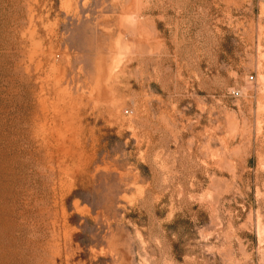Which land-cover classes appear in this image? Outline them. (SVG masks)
I'll return each mask as SVG.
<instances>
[{"label":"rangeland","instance_id":"1","mask_svg":"<svg viewBox=\"0 0 264 264\" xmlns=\"http://www.w3.org/2000/svg\"><path fill=\"white\" fill-rule=\"evenodd\" d=\"M0 264H264L263 0H0Z\"/></svg>","mask_w":264,"mask_h":264},{"label":"built area","instance_id":"2","mask_svg":"<svg viewBox=\"0 0 264 264\" xmlns=\"http://www.w3.org/2000/svg\"><path fill=\"white\" fill-rule=\"evenodd\" d=\"M263 2H264V0H263ZM232 94H233L234 96H238V95H239V92H238L237 90H233V91H232Z\"/></svg>","mask_w":264,"mask_h":264}]
</instances>
